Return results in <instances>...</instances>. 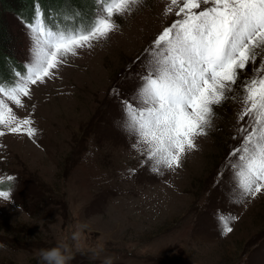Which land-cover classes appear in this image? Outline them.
Wrapping results in <instances>:
<instances>
[{
    "label": "rangeland",
    "instance_id": "1",
    "mask_svg": "<svg viewBox=\"0 0 264 264\" xmlns=\"http://www.w3.org/2000/svg\"><path fill=\"white\" fill-rule=\"evenodd\" d=\"M169 2L143 0L131 15L115 17L120 27L106 42L79 50L56 77L31 86L25 108L8 101L19 117L32 113L37 135L0 137V174L15 177L13 202L0 201V264H39V249L61 243L74 256L69 264H103L109 255L113 264H264V195L229 203L232 173L223 167L240 142L233 139L239 96L214 106L198 150L163 174L142 166L135 138L121 129V103L137 88L145 49L178 19L175 10L164 15ZM3 17L24 65L22 17ZM218 210L239 217L226 237ZM78 222L88 228L72 240Z\"/></svg>",
    "mask_w": 264,
    "mask_h": 264
},
{
    "label": "snow or ice",
    "instance_id": "2",
    "mask_svg": "<svg viewBox=\"0 0 264 264\" xmlns=\"http://www.w3.org/2000/svg\"><path fill=\"white\" fill-rule=\"evenodd\" d=\"M92 2L93 14L86 17L66 6L45 10L34 0L31 18L21 19L29 59L12 81L0 78V137L34 139L32 113L19 117L8 101L25 108L23 98H31L32 85L56 77L79 50L106 42L120 27L115 17L131 15L143 0ZM173 10L178 19L164 25L145 49L148 59L137 88L122 100L121 129L135 138L142 166L163 174L182 167L185 155L198 150L197 138L208 136L213 126L214 106L239 96L243 107L233 139L240 142L230 147L223 164L232 173L229 203L264 195V0H170L164 15ZM14 182L12 175L0 174V197L9 198ZM216 219L226 237L239 217L218 210Z\"/></svg>",
    "mask_w": 264,
    "mask_h": 264
},
{
    "label": "trees",
    "instance_id": "3",
    "mask_svg": "<svg viewBox=\"0 0 264 264\" xmlns=\"http://www.w3.org/2000/svg\"><path fill=\"white\" fill-rule=\"evenodd\" d=\"M40 5L45 9L60 10L66 6L67 11L75 14L77 9L86 17H90L93 12L92 0H39ZM34 0H0V78L5 81H11V75L15 70H24V65L17 60L16 45L13 42L12 35L4 20V13L10 12L18 17L31 18L33 15ZM47 15V11H46ZM61 22L62 16L57 17ZM79 20L80 17H77ZM71 23V21H67Z\"/></svg>",
    "mask_w": 264,
    "mask_h": 264
},
{
    "label": "clouds",
    "instance_id": "4",
    "mask_svg": "<svg viewBox=\"0 0 264 264\" xmlns=\"http://www.w3.org/2000/svg\"><path fill=\"white\" fill-rule=\"evenodd\" d=\"M9 191V198L5 199L0 197V201H6L12 203V193L13 189ZM77 230L72 232L71 239L78 240L83 232L88 228V224L84 222H78L76 225ZM4 245H0L3 248ZM74 258L71 254V250L67 243H61L52 248H43L38 250L39 264H69V262ZM103 264H113V257L111 255L107 256Z\"/></svg>",
    "mask_w": 264,
    "mask_h": 264
}]
</instances>
